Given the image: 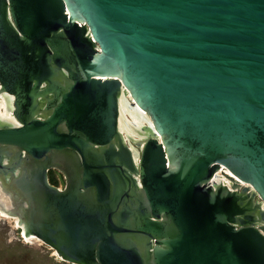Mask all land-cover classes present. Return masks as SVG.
Instances as JSON below:
<instances>
[{"label":"water","instance_id":"obj_1","mask_svg":"<svg viewBox=\"0 0 264 264\" xmlns=\"http://www.w3.org/2000/svg\"><path fill=\"white\" fill-rule=\"evenodd\" d=\"M0 98V214L63 261L264 264V0H0Z\"/></svg>","mask_w":264,"mask_h":264},{"label":"rangeland","instance_id":"obj_2","mask_svg":"<svg viewBox=\"0 0 264 264\" xmlns=\"http://www.w3.org/2000/svg\"><path fill=\"white\" fill-rule=\"evenodd\" d=\"M56 186L65 184L63 175L51 169ZM55 185V184H54ZM0 264H72L63 261L53 248L37 238L26 237L16 220L0 214Z\"/></svg>","mask_w":264,"mask_h":264},{"label":"bare ground","instance_id":"obj_3","mask_svg":"<svg viewBox=\"0 0 264 264\" xmlns=\"http://www.w3.org/2000/svg\"><path fill=\"white\" fill-rule=\"evenodd\" d=\"M120 103L122 110V118L120 122L121 130L124 133H127V135L133 136L135 138L145 135L144 131L141 130V126L146 123V121L148 120V116L140 111V109L136 105H132V101L126 96L121 97ZM3 105L4 103L2 101V103L0 104V109H2L1 107H3ZM0 115L4 116L5 118H8L10 116L7 110V105L6 110L3 113L0 112ZM128 115H130V117ZM129 119H131L133 122ZM221 178H223L228 184H230L231 181L229 179L224 176Z\"/></svg>","mask_w":264,"mask_h":264},{"label":"flooded vegetation","instance_id":"obj_4","mask_svg":"<svg viewBox=\"0 0 264 264\" xmlns=\"http://www.w3.org/2000/svg\"><path fill=\"white\" fill-rule=\"evenodd\" d=\"M2 101H3V103H4V105H3V107H1L2 109H0V112L1 113H3L5 110H6V103H5V100L3 99V98H0V104L2 103ZM129 117H130V115H128ZM130 121H132L131 119H129ZM133 122V121H132ZM51 171V170H50ZM49 171V180H50V182L52 183V184H54L53 182H52V176L53 175H51V172ZM63 175V174H62ZM63 178H64V176H63ZM64 181H65V179H64ZM56 185V184H55ZM65 185V184H64ZM63 185V186H64Z\"/></svg>","mask_w":264,"mask_h":264},{"label":"trees","instance_id":"obj_5","mask_svg":"<svg viewBox=\"0 0 264 264\" xmlns=\"http://www.w3.org/2000/svg\"><path fill=\"white\" fill-rule=\"evenodd\" d=\"M57 178L55 177V176H52V182L54 183V184H57Z\"/></svg>","mask_w":264,"mask_h":264}]
</instances>
